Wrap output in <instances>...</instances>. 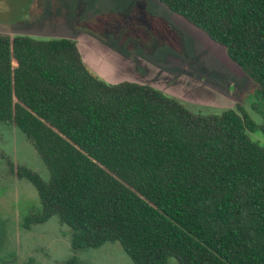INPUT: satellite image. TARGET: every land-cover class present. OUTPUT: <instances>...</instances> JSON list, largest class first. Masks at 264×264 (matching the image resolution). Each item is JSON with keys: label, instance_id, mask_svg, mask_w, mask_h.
<instances>
[{"label": "trees", "instance_id": "16d2710c", "mask_svg": "<svg viewBox=\"0 0 264 264\" xmlns=\"http://www.w3.org/2000/svg\"><path fill=\"white\" fill-rule=\"evenodd\" d=\"M158 1L223 47L264 100V0ZM188 104L104 81L73 39L0 34V122L48 173L7 160L40 205L21 226L55 216L72 250L117 242L133 264H264V115L257 124L238 102L210 113Z\"/></svg>", "mask_w": 264, "mask_h": 264}, {"label": "rangeland", "instance_id": "374dc122", "mask_svg": "<svg viewBox=\"0 0 264 264\" xmlns=\"http://www.w3.org/2000/svg\"><path fill=\"white\" fill-rule=\"evenodd\" d=\"M117 1L119 8H112ZM143 8L145 0H0V34L49 39L92 31L127 55L140 52L164 67L173 78L169 83L179 78L175 86L178 91L183 88L181 99L190 103V110L210 113L238 102L255 123L262 122L264 100L255 98V85L227 58L223 47L166 9L167 21L150 17ZM249 137L262 135L252 132ZM7 160L43 180L48 177L24 135L12 123L0 122V264H59L72 256L77 264H133L117 242L72 250L70 230L55 216L24 229L23 217L40 205L33 186L8 173ZM166 263L178 264L173 257Z\"/></svg>", "mask_w": 264, "mask_h": 264}, {"label": "crops", "instance_id": "0c3cea01", "mask_svg": "<svg viewBox=\"0 0 264 264\" xmlns=\"http://www.w3.org/2000/svg\"><path fill=\"white\" fill-rule=\"evenodd\" d=\"M109 1L113 2V0ZM145 1L146 8L141 9L142 12L145 11L150 17L153 15L167 21L164 17L168 15L165 11L166 8L158 0H150L153 3L151 6L148 5V0ZM154 3L160 7L155 8ZM148 7L150 11H148ZM112 8H119L118 1L114 3ZM76 35L78 37L71 34L59 36L73 39L84 65L104 81L108 83H116L122 80L133 81L150 85L176 98H184L183 88L180 87L181 90L178 91L175 86L176 83H179V78L174 83H169L170 80H173L172 76L170 77L164 67L155 65L152 59L141 57L140 52H130L127 55L121 49L119 50L113 42L111 43L89 30L81 29Z\"/></svg>", "mask_w": 264, "mask_h": 264}]
</instances>
